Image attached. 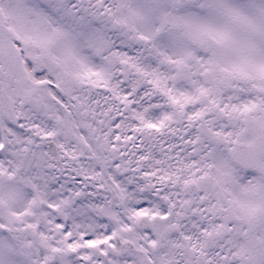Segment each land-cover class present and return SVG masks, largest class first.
I'll list each match as a JSON object with an SVG mask.
<instances>
[{"label":"snow or ice","instance_id":"6c2138e0","mask_svg":"<svg viewBox=\"0 0 264 264\" xmlns=\"http://www.w3.org/2000/svg\"><path fill=\"white\" fill-rule=\"evenodd\" d=\"M0 264H264V0H0Z\"/></svg>","mask_w":264,"mask_h":264}]
</instances>
